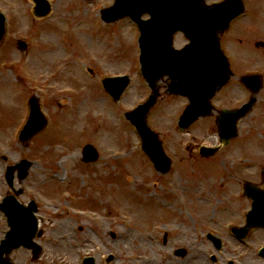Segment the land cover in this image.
Wrapping results in <instances>:
<instances>
[{"label":"rangeland","instance_id":"obj_1","mask_svg":"<svg viewBox=\"0 0 264 264\" xmlns=\"http://www.w3.org/2000/svg\"><path fill=\"white\" fill-rule=\"evenodd\" d=\"M48 1L50 15L35 18L32 0H0V11L7 21L0 43V157L8 158L7 162L0 159V199L9 191L4 180L6 166L22 159L30 161L28 176L22 182L15 180L14 186L24 190L18 196L20 203H37L43 232L37 239L42 246L37 260L25 249L12 252L10 259L14 264H82L83 257L92 256L96 264H104L103 258L112 254L110 264H166L169 248L157 243V230L152 233L151 229L154 224L169 222L168 217L175 213L163 209L156 196L159 190L154 186L150 164L135 129L124 118V110H133L150 94L138 75L134 31L126 21L108 29L98 19L102 7L114 0ZM245 2L252 9L254 0ZM239 25L221 39L231 66H239L245 51L244 62L250 63L242 69L264 71L261 23ZM233 35L245 47L236 44ZM254 39L262 42V47L256 46L259 49L251 53L249 46ZM20 40L27 43L25 50L19 48ZM88 68L93 70V77L84 73ZM111 75L130 78L129 87L116 104L109 103L101 85L103 77ZM167 84L166 79L159 82L160 95L148 119L152 127L176 136L173 128L183 99L167 96ZM222 94L226 95L223 103L231 105V88ZM31 97L48 115L46 126L29 141L19 142L20 127L27 119L24 103ZM258 100L233 145L218 156L230 160L251 155L259 167L264 165V85ZM213 121L211 118L192 126L198 142H213L206 136V127H215ZM186 139L190 138L176 136L171 140L178 144ZM241 141L249 143L244 146ZM86 144L93 145L99 154L96 165L82 161ZM184 155L187 163L197 160L195 154ZM204 169L207 173L212 170L210 165ZM179 170L180 174L190 173L189 166ZM162 188L165 191L167 186ZM169 193L172 197L167 200H175V194ZM195 197L188 195L191 205L200 204ZM162 198L166 200L163 194ZM61 223L65 231H54ZM7 229L0 215V240ZM235 247L227 243L224 251ZM137 256L143 261H137Z\"/></svg>","mask_w":264,"mask_h":264},{"label":"flooded vegetation","instance_id":"obj_2","mask_svg":"<svg viewBox=\"0 0 264 264\" xmlns=\"http://www.w3.org/2000/svg\"><path fill=\"white\" fill-rule=\"evenodd\" d=\"M220 1L210 0V4ZM240 1L244 5L245 13L233 22L234 28L239 24L252 26L253 23L258 25L260 22L264 30V23L262 22L264 19V1L254 0L252 9L248 7L245 0ZM263 35L264 33L261 34V36ZM238 41L241 46L245 47L240 39ZM185 44L183 36L177 34L175 36V47L179 49ZM261 45L262 42L254 39L249 47L253 50V46ZM239 62L238 67H231L234 73L231 82L223 87L215 97V115H219V111L222 109H237L251 97L250 87L241 85L240 78L245 74L252 73L253 70L242 69L250 62L245 63L244 60H239ZM226 88H231L234 97L239 95L236 98L232 97L231 100L228 99L230 104L232 103L231 105L223 103L226 99L225 94L220 96V92ZM251 114L247 115L246 118L250 117ZM211 118L213 117L207 119ZM213 122L215 123V118ZM213 130H215V127L214 129L211 128V131ZM158 133L163 148L170 158V171L167 174L157 172H154V174L167 187L175 179L183 180V189L185 190L182 193L187 200L186 204L171 212V214H175L168 217L169 222L166 223L168 233H166L164 244L170 246L169 262L167 261V264H264V258L258 252L261 247L264 248V228L253 230L248 234L246 242L251 243V249L241 247L242 242L239 241L238 236L227 234V229L241 227L245 224V215L252 205L250 194L255 189L264 191V172L262 173L264 166L257 169L255 160L249 158L252 157L251 155L230 160L218 156L233 145V141L226 146H221L218 140L207 142L204 145L212 148L219 146V149L212 156H201L199 149L202 143L194 140L177 144L178 141L171 140L176 137L170 136L169 132L159 131ZM244 143L246 145V142H240L243 145ZM241 149L243 150L244 147ZM234 150L239 152L236 147ZM184 154L188 156L195 154L197 160L192 162L189 159V163H187L183 158V156L185 157ZM208 165L212 168L209 173L204 169ZM186 166H189L190 173L180 174L179 167L180 169H186ZM168 191L164 192L166 197H169ZM179 193L181 194L180 190ZM191 194L196 196L195 201L200 202V204L191 205L190 198H188V195ZM213 237L221 239L223 246L231 243L236 247L231 252H216L214 242H212ZM180 249L185 252L183 254L177 253L176 251ZM153 264L163 263L155 261Z\"/></svg>","mask_w":264,"mask_h":264},{"label":"water","instance_id":"obj_3","mask_svg":"<svg viewBox=\"0 0 264 264\" xmlns=\"http://www.w3.org/2000/svg\"><path fill=\"white\" fill-rule=\"evenodd\" d=\"M230 1H227V3ZM33 2L35 3L34 15L36 17H44L49 13L50 7L46 0H33ZM218 10L217 7L210 10L204 9L201 0L196 1V3L192 0H116L113 7L102 12L104 20L108 22L124 16H130L138 20L139 16L145 12L152 14V17L161 14L165 21L174 23V29L169 32L170 35L178 29L185 31L187 35L192 34L193 31L190 27H186V23L199 19L200 14L206 15L205 21L208 25L205 33L201 37L197 35V41L195 43L193 41V44L182 53L171 51L170 37L162 43V35L154 31L153 24L157 21L155 16L149 21L148 25L142 26V72L153 90V94L145 105L138 107L134 112L126 116L142 135L144 140L143 149L156 163H161L157 153L160 149L159 143L157 144L155 135L147 127L146 114L155 103L157 95L155 85L159 77L168 75L172 79L170 93H181L190 98L191 106L181 119L183 127L188 126L197 117L207 115L209 99L214 95L216 89L223 86L228 80V66L218 49L215 36L218 30L224 29L225 24L214 27L212 31L210 26L216 21L215 13ZM167 15H169L168 18L166 17ZM229 19L230 17L224 22ZM3 34L4 17L0 14V40ZM163 45L165 49H163ZM20 46L25 48L23 43H20ZM157 46L160 47L155 49ZM114 82L120 83L113 86ZM103 84L107 92L118 100L128 84V79H108ZM259 84V81L256 82L255 92L260 87ZM240 112L242 113L241 115H234V120L243 116L247 112V108ZM43 126L44 119L38 109V104L32 99L30 118L21 133L20 140H29ZM235 135V131L231 130V133H226L224 137L228 141L230 137ZM96 157L93 148L86 146L84 159L92 161ZM29 167L30 163L28 161H22L15 167H9L6 175L8 182H12L13 173L16 169H18L19 178L23 179ZM2 207L8 214L11 231L7 233L5 240L1 242L0 264H11L8 259L3 258V254L8 255L12 249L20 246L33 248L34 253L38 254L40 248L31 241L36 232V221L32 215V211L35 210L34 203H31L29 209L24 211L13 198H7ZM255 215H257V211H255ZM111 259L112 257L107 260V263ZM84 264H94V260L86 258Z\"/></svg>","mask_w":264,"mask_h":264},{"label":"bare ground","instance_id":"obj_4","mask_svg":"<svg viewBox=\"0 0 264 264\" xmlns=\"http://www.w3.org/2000/svg\"><path fill=\"white\" fill-rule=\"evenodd\" d=\"M60 228H61L62 231H65V225L62 224V223L59 224V225L57 224V228H55L54 231H57V230L60 229Z\"/></svg>","mask_w":264,"mask_h":264}]
</instances>
